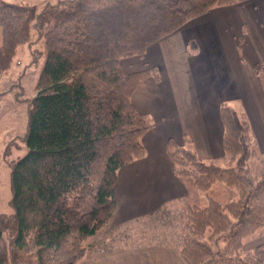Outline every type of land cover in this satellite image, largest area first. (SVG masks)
<instances>
[{"label": "trees", "instance_id": "16d2710c", "mask_svg": "<svg viewBox=\"0 0 264 264\" xmlns=\"http://www.w3.org/2000/svg\"><path fill=\"white\" fill-rule=\"evenodd\" d=\"M248 1L57 0L39 11L0 0V75L19 46L44 53L26 151L9 162L13 212H0V264H76L89 255L88 239L117 209L118 170L145 156L142 137L153 126L131 97L160 76L152 67L125 71L122 61L215 7ZM218 113L226 166L203 161L185 135L165 145L176 178L206 199L186 207L179 254L185 264H264V243L243 248L245 238L264 234V153L244 112L221 103Z\"/></svg>", "mask_w": 264, "mask_h": 264}, {"label": "crops", "instance_id": "0c3cea01", "mask_svg": "<svg viewBox=\"0 0 264 264\" xmlns=\"http://www.w3.org/2000/svg\"><path fill=\"white\" fill-rule=\"evenodd\" d=\"M263 6L264 0H250L215 7L151 44L142 57L122 61L125 71L152 67L160 76L158 82L147 77L131 97L153 126L142 137L145 156L118 170L115 213L88 239L91 251L76 264H185L179 252L186 207L205 202L201 195L193 200L196 193L173 174L165 145L185 135L203 161L223 157L219 105L239 102L264 153ZM262 243L264 234L250 236L243 248Z\"/></svg>", "mask_w": 264, "mask_h": 264}, {"label": "rangeland", "instance_id": "374dc122", "mask_svg": "<svg viewBox=\"0 0 264 264\" xmlns=\"http://www.w3.org/2000/svg\"><path fill=\"white\" fill-rule=\"evenodd\" d=\"M27 2L36 5L40 11L47 3L55 2V0H29ZM259 13L261 19L264 20V6L261 7ZM257 28L259 30V27ZM222 33L226 34L223 31ZM2 42L3 37L0 28V45ZM43 61L44 53L41 48L40 52L38 50L37 53H33L28 45H21L15 51L8 72L0 75V212L5 214H12L13 212L10 205L12 190L9 162L16 160L26 151L24 135L27 126L28 103L34 94ZM226 104L236 111L243 112L239 102ZM259 152L263 154L260 150ZM207 160L205 159L206 162H208ZM227 161L228 157L224 154L223 157L215 159L214 163L224 167L227 165ZM250 166L253 171L258 172L260 163L258 160L252 159ZM216 185L215 188L218 190L220 188L225 189L222 184L216 183ZM194 192L196 194L192 195L193 200L201 195L203 202L206 201L201 192ZM222 196L226 199L230 198V190H225Z\"/></svg>", "mask_w": 264, "mask_h": 264}]
</instances>
